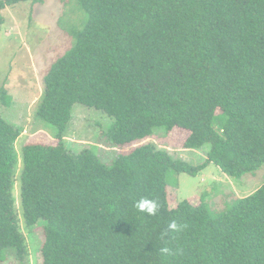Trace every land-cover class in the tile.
<instances>
[{
    "label": "trees",
    "instance_id": "1",
    "mask_svg": "<svg viewBox=\"0 0 264 264\" xmlns=\"http://www.w3.org/2000/svg\"><path fill=\"white\" fill-rule=\"evenodd\" d=\"M23 1L0 0V22ZM77 1L87 22L37 105L60 141L23 147L21 207L25 226L44 232V264H264V183L223 213L168 199L170 172L214 164L241 178L264 165V0ZM11 100L1 88L0 103ZM76 104L113 118L112 144L141 145L109 167L69 151ZM159 127L186 130L185 149L210 145L206 161L146 142ZM21 135L0 116V264H31L13 194ZM141 197L158 202L156 215L135 208Z\"/></svg>",
    "mask_w": 264,
    "mask_h": 264
},
{
    "label": "rangeland",
    "instance_id": "2",
    "mask_svg": "<svg viewBox=\"0 0 264 264\" xmlns=\"http://www.w3.org/2000/svg\"><path fill=\"white\" fill-rule=\"evenodd\" d=\"M1 13L0 89L5 88L12 100L9 106L0 103V116L22 129L15 144L18 168L13 194L21 231L27 240L30 263L44 264V232L29 230L25 226L21 207L23 147L27 143L56 145L60 141L57 139L58 129L37 116V105L44 92V77L54 63L73 48L75 35L84 28L88 16L77 0L23 1ZM113 122V118L98 109L76 104L61 143L73 153L89 150L104 165L112 166L119 156L141 145L120 147L112 144L108 133ZM188 135L183 129L168 132L159 127L146 142L167 151L175 160L202 165L211 146L185 149ZM263 183L264 165L253 173L233 178L210 164L197 176L170 172L168 199L173 207L185 200L194 203L204 200L211 211L223 213L237 200L255 193ZM3 264L18 263L10 258Z\"/></svg>",
    "mask_w": 264,
    "mask_h": 264
},
{
    "label": "clouds",
    "instance_id": "3",
    "mask_svg": "<svg viewBox=\"0 0 264 264\" xmlns=\"http://www.w3.org/2000/svg\"><path fill=\"white\" fill-rule=\"evenodd\" d=\"M134 206L139 212L145 213L149 216L156 215L159 209L158 202L153 199H149L147 197H141L139 200L135 201ZM180 228L181 226L178 225L175 220L171 221L168 225V230L172 232L179 231ZM162 251L167 252L168 249L165 248L162 249Z\"/></svg>",
    "mask_w": 264,
    "mask_h": 264
}]
</instances>
